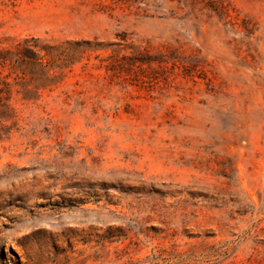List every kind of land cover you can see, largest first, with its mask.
Returning <instances> with one entry per match:
<instances>
[{
    "label": "rangeland",
    "instance_id": "1",
    "mask_svg": "<svg viewBox=\"0 0 264 264\" xmlns=\"http://www.w3.org/2000/svg\"><path fill=\"white\" fill-rule=\"evenodd\" d=\"M0 264H264V0H0Z\"/></svg>",
    "mask_w": 264,
    "mask_h": 264
}]
</instances>
